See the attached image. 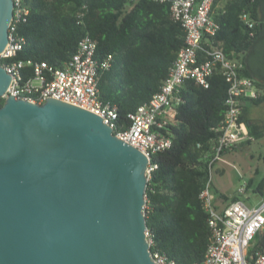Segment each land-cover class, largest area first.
Here are the masks:
<instances>
[{
	"label": "trees",
	"instance_id": "16d2710c",
	"mask_svg": "<svg viewBox=\"0 0 264 264\" xmlns=\"http://www.w3.org/2000/svg\"><path fill=\"white\" fill-rule=\"evenodd\" d=\"M222 2L221 6L218 4ZM30 13L18 24V34L26 42L17 58L44 60L61 67L77 50L86 35L98 41L99 59L112 54L110 66L99 72L101 98L115 104L119 124L130 125L127 115L149 101L185 45V30L171 16L170 3L154 0H24ZM250 13L255 25L242 19ZM212 15L219 24L214 36L205 35L199 61L213 46H220L230 58L245 63L244 73L264 90V76L250 68L248 58L264 31V0H216ZM253 33V34H252ZM5 63L4 59H1ZM208 87L195 79L186 80L175 90V121L165 133L172 145L152 155V170L146 189L145 213L152 240V252L165 254L180 264L202 261L211 242L208 214L200 193L210 178L211 167L219 160L214 146L221 134L218 125L227 110L229 81L220 70L209 78ZM5 98L1 99L3 104ZM264 102L243 100L241 119L247 123L249 138L236 151L262 137L264 126L251 118L250 107ZM252 182L249 183V185ZM217 199L229 204L241 199L214 188ZM264 179L256 191L264 193ZM264 242V232L256 236L250 250L254 254Z\"/></svg>",
	"mask_w": 264,
	"mask_h": 264
},
{
	"label": "water",
	"instance_id": "95a60500",
	"mask_svg": "<svg viewBox=\"0 0 264 264\" xmlns=\"http://www.w3.org/2000/svg\"><path fill=\"white\" fill-rule=\"evenodd\" d=\"M13 18L0 0V53ZM11 79L0 59V264H157L149 156L88 108L5 97Z\"/></svg>",
	"mask_w": 264,
	"mask_h": 264
},
{
	"label": "built area",
	"instance_id": "2783aa9c",
	"mask_svg": "<svg viewBox=\"0 0 264 264\" xmlns=\"http://www.w3.org/2000/svg\"><path fill=\"white\" fill-rule=\"evenodd\" d=\"M154 1L170 3L171 16L185 30V45L159 90L149 101L127 115L130 120L128 127L120 126L117 106L100 96L99 72L110 66L112 54L97 58L98 41L95 38L90 35L83 37L75 53L61 67L44 60L17 58L26 42L25 37L17 32L18 24L30 13L24 0H14L9 42L0 53V59L5 60L3 65L12 75L5 97L12 94L39 103L55 97L98 113L104 122L113 127L114 133L149 156L150 178L152 170L157 167L152 162V155L172 145V138L165 133V129L177 116L175 90L188 79H195L208 87L209 78L220 70L229 81V89L225 117L217 127L221 134L214 146L212 162L219 159L223 151L232 150L240 141L250 137L247 123L241 119L243 100L257 98L264 90L244 73L245 63L241 59L228 57L220 46H213L203 61L198 60L203 37L214 36L219 30V24L212 15L216 0ZM242 19L250 27L255 25V20L247 11L243 12ZM212 173L213 167L200 193L208 214L212 239L203 260L192 264H264V242L254 254L250 253L256 236L264 232V199L252 206L241 199L221 204L213 187ZM245 191L246 185H242L239 195ZM147 233L149 236V230ZM152 257L157 264H180L159 252H152Z\"/></svg>",
	"mask_w": 264,
	"mask_h": 264
},
{
	"label": "rangeland",
	"instance_id": "374dc122",
	"mask_svg": "<svg viewBox=\"0 0 264 264\" xmlns=\"http://www.w3.org/2000/svg\"><path fill=\"white\" fill-rule=\"evenodd\" d=\"M248 62L255 74L264 76V31L250 52ZM250 113L251 118L264 126V102L251 106ZM212 178L213 187L230 197L239 195V188L246 185V191L240 194L241 200L251 206L263 201L264 193L256 188L264 179V135L252 137L251 144L222 155L213 167Z\"/></svg>",
	"mask_w": 264,
	"mask_h": 264
},
{
	"label": "crops",
	"instance_id": "0c3cea01",
	"mask_svg": "<svg viewBox=\"0 0 264 264\" xmlns=\"http://www.w3.org/2000/svg\"><path fill=\"white\" fill-rule=\"evenodd\" d=\"M221 4H222V2H220L219 4H218V6H217V8L219 7V6H221ZM218 188V187H217ZM219 189V188H218ZM220 190V189H219ZM220 191H222V190H220ZM220 203L222 204V203H224L223 201H220Z\"/></svg>",
	"mask_w": 264,
	"mask_h": 264
}]
</instances>
